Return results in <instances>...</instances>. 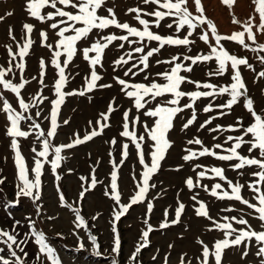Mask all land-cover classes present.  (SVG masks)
Listing matches in <instances>:
<instances>
[{"label": "snow or ice", "instance_id": "obj_1", "mask_svg": "<svg viewBox=\"0 0 264 264\" xmlns=\"http://www.w3.org/2000/svg\"><path fill=\"white\" fill-rule=\"evenodd\" d=\"M141 2L147 7L139 5L129 7L125 13V15L134 14L131 18L136 23L132 24L118 19L114 6H108L109 0H25L27 16L46 27L38 28L36 24L26 22L22 25V35L19 40L13 29L9 27L8 36L14 44L4 46L8 60L6 66L0 64V114H3L6 120V135L10 138V147L14 153V163L20 181L17 185L16 197L29 198L35 204L36 216L39 218L42 212L41 205L37 202L41 199V177L45 164H50L55 179L59 181L60 176L56 175V170L65 159L61 155L63 150L90 141L102 135L104 129L110 127L108 123L110 115L117 110L113 107L115 98L108 105L107 111L100 113V119L95 122L96 127L86 132L82 138L77 133L70 143L58 146L51 143V138L56 136L59 127L58 116L66 96H84L97 88L113 87V83H99L104 77L97 71L98 68L105 69L106 50L112 46L124 51L111 61L113 73L111 79L132 104L131 108L122 113L123 130L119 135L135 146L139 164L143 168L136 183L138 190L128 204H122L117 184L118 169L129 157V143H123L122 159L119 164L115 160L112 161L110 192H105V195L111 196L119 209L113 210V222L119 221L132 205L144 202L149 189L155 188L156 185L150 184V181L159 171L161 161L165 159L168 150L173 147L174 142L169 139V133L175 127L174 121L186 110H190L189 116L182 123L181 132H186L196 125L197 132L206 129L210 133L230 132L236 135H227L223 143L216 142L211 145H206L198 136L187 139V145H198L199 149L186 147L184 149L186 154L182 156L183 161L191 162L202 157H212L218 161L228 162L226 166H209L204 163L192 165L196 180L194 181L191 176L186 178L187 188L189 190L202 188L209 196L219 201L238 202L250 210L245 212L234 206H227L221 211L237 212L238 215L213 217L209 205L198 198L199 192H194L191 199L195 202V215L210 221L207 229L209 232L219 231L223 237L216 239L211 246L198 238L197 243L201 246V251L200 255L195 257L196 264H222L224 252L229 248L241 249V259L249 257L251 249L255 248L254 255L258 264H264V108L258 110L255 106L242 75V68L255 73V78L258 80L264 79V70L257 71L246 56L233 54L224 43L234 42L246 50L258 53L257 60L260 65H264V55L259 54L264 53V43L258 42V34H264V0H251L254 14L243 23L233 16L232 23L240 24L242 30L230 35L219 34L216 24L205 15L201 0H192L195 13L189 10L190 0H141ZM222 2L231 8L235 0H222ZM5 15L12 16L13 13L7 12ZM3 19L4 16H0V21ZM112 28L121 30L123 34L117 35L115 32L105 31ZM165 29L174 34H166ZM34 30L38 32L41 46L50 50L51 65L56 70L52 85L55 98L49 101L51 108L48 114H44V109L41 107L46 100H49L43 94L44 89L48 87L45 83V60L43 58L39 60L38 76H33L29 80L24 75L25 58L30 55V50L36 43L32 35ZM50 31L55 37L54 46L48 43ZM194 35H198L199 40L208 45L207 53L188 54L192 52L190 46L195 44V39H191ZM126 45L129 46L128 49ZM166 46L184 47L186 52L162 59V50ZM78 54L87 61L90 73L85 77V86L82 90L65 92L64 88L70 79L66 70ZM209 62H213L216 67L210 69L206 76L226 78L225 83H213L207 80L201 82L184 74H192L194 66ZM161 65L168 67L162 71L152 72L153 66ZM14 69L19 70L18 79ZM141 74H143L142 79L136 80L135 78L140 77ZM33 80L39 85L38 91L27 94L26 85ZM187 85H193L194 90H189ZM5 93L13 95L16 106L9 101ZM217 97H227V99L219 104L209 102L204 105L203 113L215 114L198 123L197 101L203 98H212L214 101ZM234 106L246 109L250 116L247 126L242 117H237L234 123L227 127L219 124L209 127L218 118L231 114ZM141 116L150 118L151 124L142 121ZM40 118L50 122V128L46 132L37 122ZM22 122L27 130L22 127ZM63 123L67 124L68 121L64 120ZM92 123L89 121L90 125ZM137 125L143 127V134L135 131ZM33 135L39 143V150L37 146L31 148L34 156L33 165L29 166L21 152L20 140L28 139ZM212 140L219 141L220 137L214 135ZM110 143L115 145L117 141L113 138ZM146 156L150 157V162H146ZM228 169L237 172L241 178L249 176L252 179L245 180L244 183L239 179L234 181L226 175ZM179 170L177 168V171ZM80 179L86 180L83 176ZM204 179L220 182L211 185L202 184L201 181ZM4 182V179L0 178V185ZM98 183L100 181L97 180L93 170L90 186L80 191L79 199L82 200L85 193L95 188ZM245 189L250 193L247 198L242 194ZM57 191L61 206L68 208L74 214V228L83 229L88 233L87 238L92 243L93 254L101 256L97 238L92 235L87 221L81 215L80 207L68 203L64 194L59 191V186ZM18 202L17 199L16 203ZM152 210L153 204L148 202L147 213L150 214ZM184 211L185 204L178 202V206L174 209V218L169 220V212L165 210L164 220L159 223V229L180 224ZM47 219L54 218L47 217ZM251 219L259 222V230L253 227ZM145 223L147 228L142 232L141 242L137 244L130 257L134 262L137 261L141 250L149 245V234L155 230L147 220ZM27 225L29 230L24 232L23 237L18 230L22 227L21 220H14L11 231L0 228V264H28L29 252L26 246L30 242L38 246L35 254L36 262L62 264L57 250L49 243L46 233L37 228L36 220L27 217ZM112 231L116 233V228L113 227ZM57 235L63 238L62 234L57 233ZM120 244L117 234L111 251L118 253ZM168 247L172 248L173 245L170 244ZM84 249L85 245L80 240L78 250ZM156 258L153 256V260ZM112 264H116V261L113 260ZM164 264H168V256L164 257ZM179 264H193V261L187 257V254H182Z\"/></svg>", "mask_w": 264, "mask_h": 264}, {"label": "rangeland", "instance_id": "obj_2", "mask_svg": "<svg viewBox=\"0 0 264 264\" xmlns=\"http://www.w3.org/2000/svg\"><path fill=\"white\" fill-rule=\"evenodd\" d=\"M205 15L211 19L217 26L218 32L221 35H230L233 32L240 31V24L232 23V18L235 16L241 23L246 21L249 16L253 15V5L251 0H235V3L229 8L222 0H201ZM147 7L144 6L141 0H109L108 6H114L121 21H128L132 24L136 22L132 20V15H125L129 7ZM189 10L195 13V6L192 0L189 2ZM7 12H12V16H6ZM106 15V12H104ZM0 16L4 19L0 21V64L6 66L8 60L5 45L14 44L8 36V29L11 27L19 40L22 35V25L24 23L36 24L38 28H44L45 25H40L38 22L28 17L25 12V0H0ZM258 22V16H257ZM106 32H115L117 35L123 34L121 30L112 28L105 30ZM166 34H174L164 30ZM33 39L36 43L30 50V55L25 58V78L31 80L33 76H38L39 60L43 58L46 63L45 83L48 85L44 89L43 94L49 98L41 106L44 109V114H48L51 108L49 101L54 99L52 85L56 77V70L51 65L52 54L46 47L41 46L38 32L34 30ZM191 39H195V44L191 45L192 52L189 55L198 53H207L208 45L200 41L198 35H194ZM258 42L264 43V34H258ZM48 43L55 44V37L50 31V39ZM116 44L120 42H115ZM154 43V42H153ZM226 46L239 56H246L250 63L257 71L264 70V65H260L257 60L258 53L242 48L234 42H224ZM255 46V45H254ZM128 49V45L125 46ZM124 50H118L110 46L106 50L105 69L98 68L97 71L103 75L104 79L99 83H113L110 89L97 88L84 96L73 95L66 96L63 105H61L56 136L51 138V143L54 146L67 144L75 139V134H79L82 138L86 132H90L93 127H96L95 122L100 119V113L106 112L108 105L115 98L114 111L109 118L110 127L104 129L102 135L94 137L92 140L83 144L77 145L71 149H65L61 153L65 157L61 161L60 167L56 170V175L60 176V180L55 179V175L51 171L50 164H45L44 172L41 177L42 189L41 199L37 203L41 205L42 215L36 216V206L25 197H16L18 191L17 185L20 183L18 179L17 169L14 163V153L10 147V138L6 135V120L3 114H0V178L4 179V183L0 185V228H6L11 231L14 220H21L22 227H19L21 237L25 231H28L27 217L36 220L38 229L43 230L49 238V243L57 250L61 258L62 264H112L113 260L116 264H164V257L168 256V264H179V258L182 254H187L189 259H192L193 264H196L195 257L200 255L201 246L197 243V239H202L210 246L216 239H221L222 234L219 231L209 232L207 229L210 226V221L197 217L194 210V201L191 199L194 192H199V199H202L209 205L210 214L213 217L221 215H238L237 212L225 213L221 210L227 206H234L247 212L245 206L233 201H219L214 197L204 192L202 188L189 190L185 184L186 178L191 176L194 181L196 174L192 171V165L196 163H204L205 165L226 166L228 162L218 161L212 157H202L199 160L185 162L182 156L186 153L184 149L190 147L193 150H198V145H187V139L198 136L205 141L206 145H211L216 142L223 143L227 135H236V133H210L206 129L199 132L196 131V125L190 127L186 132H181L180 128L184 119L190 114V110H186L181 114L180 118L174 121L175 127L169 133V139L173 143V147L168 150L166 157L161 161L159 171L153 176L150 184L154 183L155 188H150L144 202L132 205L119 221L113 222V210H119L114 200L110 195H105L106 191L110 192L111 172L113 171L112 161L115 160L118 164L122 159V144L129 143V157L124 161L118 169V190L120 192L121 203L128 204L135 192L136 183L140 179V173L143 171L139 164V158L136 154L135 146L126 138L121 137L119 133L122 128V113L124 110L131 108V102L124 97L119 91V86L112 81V64L111 61L122 54ZM184 47H169L166 46L162 50V59H167L171 55L184 53ZM264 55V53H259ZM137 56L139 54H136ZM64 57L61 58L63 60ZM131 63V62H130ZM168 66H153L152 72L165 70ZM216 67L213 62L199 64L194 66V73L190 75L194 79L201 82L209 81L213 83H225L226 78L207 77L206 73ZM19 76V70L14 69ZM90 73V68L87 61L83 60L81 54H78L74 61L69 65L66 74L70 79L65 92L73 90H82L85 86V77ZM122 75V73H121ZM244 76L249 88V95L254 99L257 109L264 108V79H256L255 73L242 68ZM143 74L136 80L142 79ZM127 79V78H126ZM15 82V81H14ZM189 90H194L193 85L186 86ZM39 85L33 80L26 85V93L33 94L38 91ZM9 101L16 106V100L11 93H5ZM227 97H217L213 101L212 98H203L197 101L198 107V123L215 113H203L202 107L209 102L219 104L226 100ZM155 101L153 102V104ZM183 103V101H182ZM33 112L35 110H32ZM135 113V109H133ZM130 115H132L130 113ZM237 117H242L247 126L250 116L246 109L241 106H234L231 114L218 118L213 122V127L217 124L227 127L233 124ZM68 123L64 124L63 121ZM141 120L151 124V119L141 116ZM89 121L93 123L90 125ZM37 122L45 130H49L50 122L40 118ZM22 127L26 125L22 122ZM131 128V125H130ZM135 131L138 134H143L142 126L137 125ZM219 136V141H213L212 136ZM116 139L115 145L111 144L112 139ZM21 152L25 156L29 166L33 165V156L31 148L37 146L35 135L28 139H21ZM145 152H148L147 144ZM111 153V155H110ZM51 159V155H50ZM146 162H150V157L146 156ZM182 166V167H181ZM177 168L180 170L177 171ZM95 172V176L100 183L95 188L87 191L82 200L79 199V193L85 187L90 186L91 176ZM200 171V169H197ZM226 175L234 181L239 179L241 183L245 180H251L252 177L245 176L241 178L237 172L228 169ZM86 178L81 181L80 177ZM135 177V179H134ZM30 178L32 175L30 174ZM220 182L218 180L204 179L202 184L211 185L212 183ZM223 183V182H221ZM59 191L65 196L68 203L80 207L81 215L85 218L89 225L92 235L97 238L98 250L102 252L101 256L93 254V246L87 238L88 233L83 229L74 228V214L66 207H62L59 201ZM242 194L247 198L250 193L247 189L243 190ZM17 199L19 200L16 203ZM153 204V210L150 214L147 213V203ZM178 202L185 204V211L181 217V223L173 225L167 229H159V223L164 220V212H169V220L174 218V209L178 206ZM47 217L54 219L48 220ZM95 217V219H93ZM145 220L155 229L149 234V245L143 248L137 256V261L130 259L135 247L141 242L142 232L146 230L147 224ZM254 228L259 230V222L255 219L250 220ZM116 228V233H113L112 228ZM57 233L62 234L61 238ZM76 233V234H74ZM118 234L121 244L118 253L111 251L114 247L115 236ZM79 237V239H78ZM80 240L85 245L84 250H78ZM173 245L169 248V245ZM29 252L28 264H39L35 261V254L38 246L34 242H30L27 246ZM255 248L251 249L249 257L241 259V249L229 248L226 249L222 258V264H258V260L254 255ZM156 256V260H153ZM45 264H48L45 261Z\"/></svg>", "mask_w": 264, "mask_h": 264}]
</instances>
